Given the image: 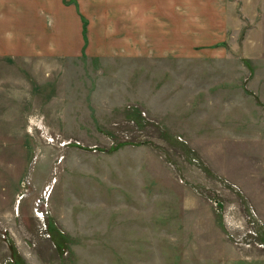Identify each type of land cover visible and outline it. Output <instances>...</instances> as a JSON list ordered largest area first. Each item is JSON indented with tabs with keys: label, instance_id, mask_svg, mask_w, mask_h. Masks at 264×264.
<instances>
[{
	"label": "rangeland",
	"instance_id": "rangeland-1",
	"mask_svg": "<svg viewBox=\"0 0 264 264\" xmlns=\"http://www.w3.org/2000/svg\"><path fill=\"white\" fill-rule=\"evenodd\" d=\"M161 5L0 61V264H264V0Z\"/></svg>",
	"mask_w": 264,
	"mask_h": 264
},
{
	"label": "crops",
	"instance_id": "crops-1",
	"mask_svg": "<svg viewBox=\"0 0 264 264\" xmlns=\"http://www.w3.org/2000/svg\"><path fill=\"white\" fill-rule=\"evenodd\" d=\"M164 1L46 0L43 11H40L36 10L32 0L26 3L16 0L11 15H0V61L4 65L8 62L6 60H14L15 57L29 59L35 55H66L68 51L82 50L89 43L92 49H99L104 43L110 47L114 43L110 42L114 35L104 34L106 19L112 16L120 19L133 17L146 23L148 18L172 17L171 8V11L163 13L165 10L161 4ZM37 12L44 13V17L37 16Z\"/></svg>",
	"mask_w": 264,
	"mask_h": 264
},
{
	"label": "trees",
	"instance_id": "trees-1",
	"mask_svg": "<svg viewBox=\"0 0 264 264\" xmlns=\"http://www.w3.org/2000/svg\"><path fill=\"white\" fill-rule=\"evenodd\" d=\"M85 26H86V21H85ZM86 29V28H85Z\"/></svg>",
	"mask_w": 264,
	"mask_h": 264
}]
</instances>
